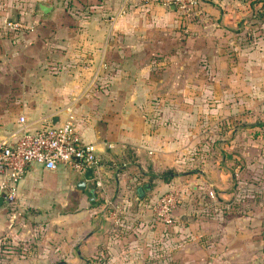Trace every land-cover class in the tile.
I'll return each mask as SVG.
<instances>
[{"label": "rangeland", "instance_id": "obj_1", "mask_svg": "<svg viewBox=\"0 0 264 264\" xmlns=\"http://www.w3.org/2000/svg\"><path fill=\"white\" fill-rule=\"evenodd\" d=\"M192 1L196 3L193 8L183 9L177 0H113L112 4L108 0H0V8L7 13L5 27L9 30H5L4 35L9 39L24 36L31 30L28 15L35 12L38 2H42L54 6L56 12L75 14L74 21L80 13H86L90 24L94 13L101 11L102 19L111 24L117 22L118 28L131 31L128 41L132 43H165L163 53L150 56L154 66L149 69L150 74L143 76L146 80H151L150 75L165 79L164 82L139 84V92L165 95L151 102H154V114L162 117L160 122L164 127L172 126L173 133L164 132V136L175 140L177 148L174 151L182 165L180 170L168 169L167 165L146 183L153 186L158 183L157 178L167 173L183 175L186 172L198 179L204 176L212 177L210 180L228 179L227 195L209 185L204 190H195V184L185 185L187 189L185 187L182 192L186 199L183 198L179 205L183 212H179L173 225H158L151 210L152 203L169 190L145 197L141 201L144 211L140 213L139 205L134 212L133 202L125 212L121 210L113 216V211L99 212L98 217L109 224V232L121 239L119 249L128 253L124 256L126 263L134 256L135 264H264V76L260 75L264 61L248 59L257 51L252 47L259 46L260 38H264V9L254 10L255 17L245 20L246 24L238 32L241 37L237 43L249 54L241 61L235 50L236 41L228 48L224 46L219 24L202 14V3L213 0ZM171 6L176 12L174 24L163 20V13H171ZM15 20L29 29L16 32L8 28ZM69 22L72 21L66 23ZM164 26L173 30L155 32ZM121 36L118 35V41ZM240 63L242 83L228 84L222 80L223 71L226 73L228 68L234 71ZM231 64L235 66L227 68ZM71 70L83 79L77 69ZM135 70L139 75L142 73L139 68ZM89 77L91 81L92 72ZM88 86L89 82L81 81L79 90L84 92ZM101 86L95 82L94 89L99 90ZM133 86L137 83L114 85L118 92ZM19 114L18 111L7 112V121L14 122ZM69 117L78 122L75 116L70 114ZM65 193L60 192L61 195ZM134 195L131 198L134 199ZM92 197L94 203L89 197L81 208L73 197L69 206L67 197L63 196L33 209L18 200L6 208V215L9 221H33L36 227L49 226L50 231L54 228L59 232L57 230L67 220L80 218L76 210L84 213L105 203L106 197L101 190ZM183 203H187L185 209ZM46 207L49 210L44 212ZM124 221L125 224L131 221L132 225L126 226ZM142 235L148 236V240L141 238ZM98 264H110V261L106 257Z\"/></svg>", "mask_w": 264, "mask_h": 264}, {"label": "crops", "instance_id": "obj_2", "mask_svg": "<svg viewBox=\"0 0 264 264\" xmlns=\"http://www.w3.org/2000/svg\"><path fill=\"white\" fill-rule=\"evenodd\" d=\"M111 2L113 0H108L109 4ZM202 5L205 18L212 22L216 20L219 24L224 46L228 48L236 41L235 50L240 60L249 57L237 43L241 37L238 32L246 24L245 20L255 17L257 12L254 13V10L261 12L264 9V0H213ZM174 11L171 6V13L164 12L163 20L174 24ZM74 15L54 10L41 15L35 11L28 15L31 30L24 36L9 39L4 35L5 30H9L5 27L7 13L0 8V140L19 131L21 116L33 125L30 127L33 130L60 125L70 114L75 116L84 141L96 144L100 149L102 167L98 178L101 186H97L91 174L80 176L65 170L48 172L34 166L19 183L18 200L33 209L49 205L63 196L67 197L66 204L69 206L73 197L81 208L89 197L94 203L92 196L101 190L106 197L105 203L84 213L76 210L80 218L67 220L57 230L59 232H55L54 228L50 231L49 226L36 227L33 221H9L6 208L10 205L0 194V264H98L106 257L110 264H135L134 256L129 258L130 262H125L127 259L124 256L128 253L119 249L121 239L109 232V224L98 217L99 212H125L131 202L134 204L131 198L134 190L136 195L141 187L146 198L159 191H170L171 187L179 184L184 185L183 188L174 189L186 190L185 185L190 183L195 184V190H204L209 185L227 195L228 179L210 180L212 177L208 176L198 179L186 172L183 175L176 173L179 175L168 184L160 178H157L158 183L154 187L146 183L165 166L180 170L182 165L174 151L177 146L175 140L164 136V132L173 133L172 126L164 127L160 122L162 117L154 114V102H151L165 95L139 92V84L164 82L165 79H155L150 75L148 78L151 80H146L143 76L150 74L149 69L154 66L150 56L156 52L163 53L165 43H132L128 41L131 31L118 28L117 22L111 24L105 21L101 11L94 13L91 24L86 13H80L75 17L76 21ZM56 20L61 22L55 23ZM68 20L72 22L66 23ZM165 26L155 32L173 30ZM118 35H122L119 41ZM260 43L252 47L257 51L248 59L264 61V38H260ZM229 66L235 65H227V68ZM241 66L242 63L234 71L230 68L226 73L223 71L222 80L228 84L242 83ZM137 68L142 70L140 75L134 71ZM70 69H77L83 79L75 76V71ZM91 72L93 79L90 81ZM260 75L264 76V69ZM81 81L89 82L84 92L79 90ZM95 82L102 84L99 90L94 89ZM118 83H137V86L118 92L114 87ZM227 92L230 94L229 90ZM140 100L142 102L138 105ZM16 111L20 116L12 123L7 121L6 113ZM9 132L13 133L8 135ZM81 182L86 183L85 190L78 188ZM90 185L96 186L91 194ZM39 191L40 194L32 196ZM62 191L66 192L65 195L60 194ZM183 196L186 199L184 193ZM141 201L138 213L144 211ZM183 204L185 209L187 203ZM48 210L44 208V212ZM179 212L183 211L178 207L176 220ZM125 225L131 226L132 223L130 221ZM144 236L140 237L148 240V236Z\"/></svg>", "mask_w": 264, "mask_h": 264}, {"label": "built area", "instance_id": "obj_3", "mask_svg": "<svg viewBox=\"0 0 264 264\" xmlns=\"http://www.w3.org/2000/svg\"><path fill=\"white\" fill-rule=\"evenodd\" d=\"M185 9L193 8L192 0H177ZM8 28L21 32L29 27L22 22H10ZM17 133L0 140V194L10 206L18 201L19 183L34 166L48 172L65 170L80 176L93 175L97 186L102 167L100 149L96 144L87 143L74 120L68 116L60 125L32 129L27 119L21 116ZM213 196V193H210ZM181 189L171 190L151 205L157 224L173 225L176 210L183 199ZM115 211L113 215H116Z\"/></svg>", "mask_w": 264, "mask_h": 264}, {"label": "water", "instance_id": "obj_4", "mask_svg": "<svg viewBox=\"0 0 264 264\" xmlns=\"http://www.w3.org/2000/svg\"><path fill=\"white\" fill-rule=\"evenodd\" d=\"M173 9H175V7L173 6L172 7ZM54 10V7L52 5H49V4H46V3H42V2H39L37 3L36 5V8H35V11L37 14H41V15H47L49 13H51L52 11ZM18 21L15 20V23H17ZM86 183L85 182H81L79 185H78V188H81V189H86ZM89 194H91L93 191H95L96 189V186L95 185H90L89 186ZM147 190L150 191V188L147 187ZM144 189L141 187L138 189V192L137 194L135 195L134 197V212L136 213L137 212V208H138V205L140 203V199L143 198L144 196Z\"/></svg>", "mask_w": 264, "mask_h": 264}, {"label": "trees", "instance_id": "obj_5", "mask_svg": "<svg viewBox=\"0 0 264 264\" xmlns=\"http://www.w3.org/2000/svg\"><path fill=\"white\" fill-rule=\"evenodd\" d=\"M178 175L176 173L170 172L167 173V175H164L163 177H160V179L165 182L166 184L170 183L174 178H176ZM145 193V192H144ZM145 198V194L141 200Z\"/></svg>", "mask_w": 264, "mask_h": 264}]
</instances>
